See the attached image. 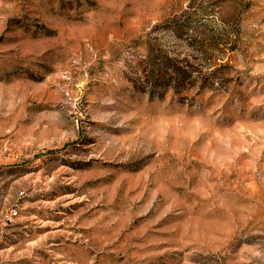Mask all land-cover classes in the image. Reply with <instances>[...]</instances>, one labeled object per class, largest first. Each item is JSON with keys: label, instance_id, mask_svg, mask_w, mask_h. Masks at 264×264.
I'll list each match as a JSON object with an SVG mask.
<instances>
[{"label": "rangeland", "instance_id": "rangeland-1", "mask_svg": "<svg viewBox=\"0 0 264 264\" xmlns=\"http://www.w3.org/2000/svg\"><path fill=\"white\" fill-rule=\"evenodd\" d=\"M0 264H264V0H0Z\"/></svg>", "mask_w": 264, "mask_h": 264}, {"label": "trees", "instance_id": "trees-1", "mask_svg": "<svg viewBox=\"0 0 264 264\" xmlns=\"http://www.w3.org/2000/svg\"><path fill=\"white\" fill-rule=\"evenodd\" d=\"M174 73H175V77L170 78L168 80V82H171V81H173V79H175V89L177 90V93H180L181 90H178V89L179 88L180 89L181 88L184 89L186 84H189V85H193L194 84L193 81L190 80L189 75L185 74V72L181 71V69L176 68ZM158 78H162V77L158 76Z\"/></svg>", "mask_w": 264, "mask_h": 264}]
</instances>
